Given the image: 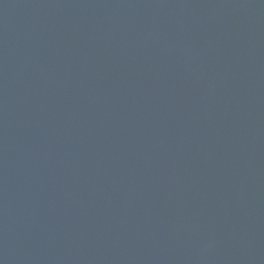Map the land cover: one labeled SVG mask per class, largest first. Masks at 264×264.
Listing matches in <instances>:
<instances>
[{
    "label": "water",
    "instance_id": "obj_1",
    "mask_svg": "<svg viewBox=\"0 0 264 264\" xmlns=\"http://www.w3.org/2000/svg\"><path fill=\"white\" fill-rule=\"evenodd\" d=\"M0 264H264V0H0Z\"/></svg>",
    "mask_w": 264,
    "mask_h": 264
}]
</instances>
